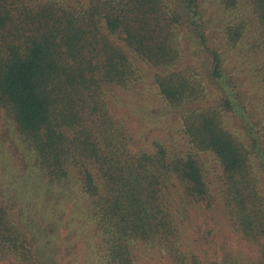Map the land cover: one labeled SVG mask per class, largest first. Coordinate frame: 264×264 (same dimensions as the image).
I'll list each match as a JSON object with an SVG mask.
<instances>
[{
	"label": "trees",
	"instance_id": "obj_1",
	"mask_svg": "<svg viewBox=\"0 0 264 264\" xmlns=\"http://www.w3.org/2000/svg\"><path fill=\"white\" fill-rule=\"evenodd\" d=\"M63 1L0 0V116L12 126L31 170L51 186L88 198L105 235L108 264H134L131 246L138 240L173 249L179 238L174 195L209 207L220 199L237 228L264 237V147L257 121L223 71L221 53L205 41L198 0ZM219 2L225 9L248 4L250 19L261 26L257 43L264 44V0ZM181 27L196 33L211 54L212 76L226 84L223 106L242 112L249 145L224 128L217 109L194 107L182 114L185 153L173 154L161 142L151 150L130 148L132 133L119 125L107 98L115 87L138 88L143 74L133 58L161 67L154 84L170 104L201 101L200 82L167 68L180 59ZM231 33L239 38L240 26L231 25ZM259 71L264 76V63ZM201 152L219 161L217 191ZM23 219L0 204V260L43 264Z\"/></svg>",
	"mask_w": 264,
	"mask_h": 264
},
{
	"label": "rangeland",
	"instance_id": "obj_2",
	"mask_svg": "<svg viewBox=\"0 0 264 264\" xmlns=\"http://www.w3.org/2000/svg\"><path fill=\"white\" fill-rule=\"evenodd\" d=\"M64 1L76 4L89 0ZM198 3L205 41L221 53L222 69L239 91L238 98L247 105L251 119H256L264 147V76L259 71L264 63V44L257 43L261 26L250 19L251 7L246 3L235 9H225L219 0ZM236 24L241 30L239 38L231 33V25ZM183 28L179 34L180 59L167 68L200 82L201 101L170 104L154 84V73L161 67L133 58L143 74L138 88L115 87L107 98L119 125L132 133L130 148L151 150L155 142H161L173 154L185 153L189 144L183 133L182 114L194 107L217 109L224 128L249 145L247 134L251 129L241 118L242 112L223 106L226 84L212 76L211 54L196 33ZM5 118L0 116V204L8 207L15 220L24 218L21 225L32 235L33 249L43 264H108L105 235L93 221L88 198L77 190L65 192L63 187L51 186L31 170L30 159ZM256 162L253 159L255 166ZM201 163L217 191L219 161L211 152H201ZM174 197L179 238L172 245L173 251L157 241L138 240L131 246L134 264H264V237L253 239L237 228L234 215L220 199L209 207L204 201L192 204ZM0 264H16V260L10 257Z\"/></svg>",
	"mask_w": 264,
	"mask_h": 264
}]
</instances>
